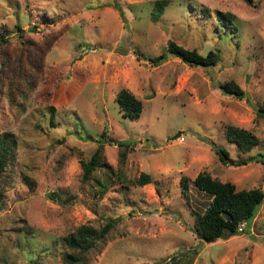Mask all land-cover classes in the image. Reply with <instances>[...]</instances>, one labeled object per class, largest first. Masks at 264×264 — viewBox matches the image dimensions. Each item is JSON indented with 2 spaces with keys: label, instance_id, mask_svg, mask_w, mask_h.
Returning <instances> with one entry per match:
<instances>
[{
  "label": "rangeland",
  "instance_id": "rangeland-1",
  "mask_svg": "<svg viewBox=\"0 0 264 264\" xmlns=\"http://www.w3.org/2000/svg\"><path fill=\"white\" fill-rule=\"evenodd\" d=\"M154 1L0 0V140L14 142L0 173V264H69L62 238L106 221V236L72 264H264V200L241 234L207 243L193 226L210 200L193 185L199 172L264 192V116L255 114L264 105V0H167L153 18ZM167 41L220 59L201 67L143 56ZM229 80L246 97L219 87ZM122 88L140 100L139 119L115 103ZM228 124L258 144L227 142ZM97 148L83 181L81 162ZM143 172L150 180L138 186Z\"/></svg>",
  "mask_w": 264,
  "mask_h": 264
},
{
  "label": "trees",
  "instance_id": "trees-1",
  "mask_svg": "<svg viewBox=\"0 0 264 264\" xmlns=\"http://www.w3.org/2000/svg\"><path fill=\"white\" fill-rule=\"evenodd\" d=\"M167 0L154 1L151 9V16L156 18L164 9ZM204 12H206L204 10ZM216 22L231 32H236L237 27L233 23L232 16L226 12L215 14ZM18 26V25H16ZM20 28V26H18ZM7 42V37L4 33H0V44ZM169 55L178 57L182 62L187 64H196L201 67H208L218 63L220 56L217 51H208L205 55L197 52L195 48H184L173 41H167L164 50L153 57L143 55L147 60L154 65L160 64ZM219 87L226 93L234 95L241 99L246 97L245 91L232 80L222 81L218 83ZM114 101L119 110L130 119H139L141 111V102L133 92L122 88L114 96ZM257 116H264V105L257 107L255 110ZM52 122V116L50 117ZM224 137L227 142L235 144L240 150L247 151L258 144V139L250 131L243 128H238L235 125L228 124L224 127ZM121 146H127L123 142H117ZM14 142L2 138L0 140V173L7 160V154L12 149ZM213 150L217 154L220 161L226 162L229 160V152L223 146H213ZM100 148H97L91 157L85 162H81L82 179L89 180L91 170L99 163ZM264 164V160H262ZM28 178H25L27 180ZM150 177L147 173H141L136 182L138 186L148 182ZM180 193L187 199L188 179L181 177ZM193 185L198 190L208 194L210 200L205 210L194 216V230L204 242H212L218 237H224L226 234L233 231H238V226L241 222L245 224L253 217L258 205L263 203L264 192L260 188H247L236 190L233 183L223 182L220 179L211 177L207 172H199L193 178ZM110 222H105L99 228H94L88 225H80L74 228L72 233H69L62 241L65 247L70 250V253H64L62 258L65 263L72 264L74 261H81L83 255L93 247L97 240L103 239L108 233Z\"/></svg>",
  "mask_w": 264,
  "mask_h": 264
},
{
  "label": "water",
  "instance_id": "water-1",
  "mask_svg": "<svg viewBox=\"0 0 264 264\" xmlns=\"http://www.w3.org/2000/svg\"><path fill=\"white\" fill-rule=\"evenodd\" d=\"M179 134V133H178ZM242 233V230L241 229H239L238 231H233V232H231V234H241Z\"/></svg>",
  "mask_w": 264,
  "mask_h": 264
},
{
  "label": "built area",
  "instance_id": "built-area-1",
  "mask_svg": "<svg viewBox=\"0 0 264 264\" xmlns=\"http://www.w3.org/2000/svg\"><path fill=\"white\" fill-rule=\"evenodd\" d=\"M179 134H180V133H179ZM179 134H178V136H177V140H178V141H182V138H183V137H182L181 135H179Z\"/></svg>",
  "mask_w": 264,
  "mask_h": 264
}]
</instances>
